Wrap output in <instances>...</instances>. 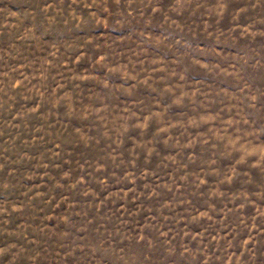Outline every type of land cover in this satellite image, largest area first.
I'll list each match as a JSON object with an SVG mask.
<instances>
[{
    "label": "rangeland",
    "instance_id": "obj_1",
    "mask_svg": "<svg viewBox=\"0 0 264 264\" xmlns=\"http://www.w3.org/2000/svg\"><path fill=\"white\" fill-rule=\"evenodd\" d=\"M0 264H264V0H0Z\"/></svg>",
    "mask_w": 264,
    "mask_h": 264
}]
</instances>
